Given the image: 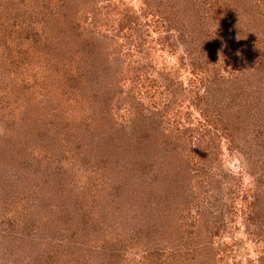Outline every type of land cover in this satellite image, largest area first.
I'll use <instances>...</instances> for the list:
<instances>
[{
    "label": "rangeland",
    "instance_id": "rangeland-1",
    "mask_svg": "<svg viewBox=\"0 0 264 264\" xmlns=\"http://www.w3.org/2000/svg\"><path fill=\"white\" fill-rule=\"evenodd\" d=\"M167 1L0 0V264H264V0Z\"/></svg>",
    "mask_w": 264,
    "mask_h": 264
},
{
    "label": "trees",
    "instance_id": "trees-1",
    "mask_svg": "<svg viewBox=\"0 0 264 264\" xmlns=\"http://www.w3.org/2000/svg\"><path fill=\"white\" fill-rule=\"evenodd\" d=\"M171 5V2L170 1H167V0H165V6H167V8H166V10L168 9V10H173L174 9V7H178L179 5H174L173 4V6H170ZM170 7V8H169ZM168 25H166V27H167ZM169 27H170V25H169ZM168 28V27H167Z\"/></svg>",
    "mask_w": 264,
    "mask_h": 264
}]
</instances>
